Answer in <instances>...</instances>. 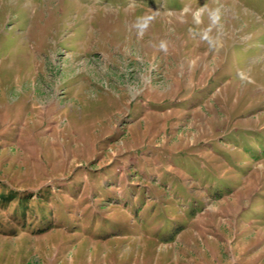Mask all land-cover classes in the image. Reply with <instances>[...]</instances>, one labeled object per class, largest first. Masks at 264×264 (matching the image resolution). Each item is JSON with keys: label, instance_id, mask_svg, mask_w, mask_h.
<instances>
[{"label": "rangeland", "instance_id": "obj_1", "mask_svg": "<svg viewBox=\"0 0 264 264\" xmlns=\"http://www.w3.org/2000/svg\"><path fill=\"white\" fill-rule=\"evenodd\" d=\"M0 264H264V0H0Z\"/></svg>", "mask_w": 264, "mask_h": 264}, {"label": "trees", "instance_id": "obj_2", "mask_svg": "<svg viewBox=\"0 0 264 264\" xmlns=\"http://www.w3.org/2000/svg\"><path fill=\"white\" fill-rule=\"evenodd\" d=\"M4 199V198H3ZM6 199V198H5Z\"/></svg>", "mask_w": 264, "mask_h": 264}]
</instances>
